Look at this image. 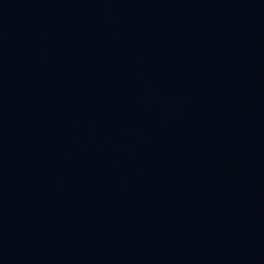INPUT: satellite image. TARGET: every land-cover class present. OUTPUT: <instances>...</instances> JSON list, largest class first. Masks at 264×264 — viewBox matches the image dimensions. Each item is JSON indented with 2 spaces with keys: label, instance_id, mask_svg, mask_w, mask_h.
<instances>
[{
  "label": "water",
  "instance_id": "1",
  "mask_svg": "<svg viewBox=\"0 0 264 264\" xmlns=\"http://www.w3.org/2000/svg\"><path fill=\"white\" fill-rule=\"evenodd\" d=\"M0 264H264V0H0Z\"/></svg>",
  "mask_w": 264,
  "mask_h": 264
}]
</instances>
